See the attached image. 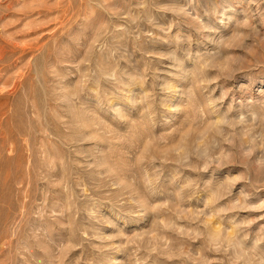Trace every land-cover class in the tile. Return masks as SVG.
Listing matches in <instances>:
<instances>
[{"label": "rangeland", "instance_id": "374dc122", "mask_svg": "<svg viewBox=\"0 0 264 264\" xmlns=\"http://www.w3.org/2000/svg\"><path fill=\"white\" fill-rule=\"evenodd\" d=\"M0 264H264V0H0Z\"/></svg>", "mask_w": 264, "mask_h": 264}]
</instances>
